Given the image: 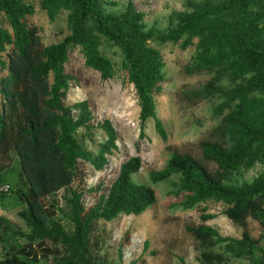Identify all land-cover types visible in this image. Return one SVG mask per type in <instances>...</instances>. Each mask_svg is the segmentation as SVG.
<instances>
[{"label":"trees","instance_id":"obj_1","mask_svg":"<svg viewBox=\"0 0 264 264\" xmlns=\"http://www.w3.org/2000/svg\"><path fill=\"white\" fill-rule=\"evenodd\" d=\"M116 5L39 0L49 20L66 14L67 34L45 45L28 23L35 6L0 0V185H9L0 193V207L13 198L26 227L18 230L0 216V264H108L97 255L100 223L138 216L156 203L153 188L132 179L142 167L137 156L120 165L97 203H83L84 170L104 169L118 150L117 135L108 120L91 125L86 101L65 103L73 81L65 72L69 53L78 48L85 66L106 81L117 66L106 53L115 50L118 69L135 92L140 129L153 120L166 141L155 102L165 65L152 43L194 49L183 72L208 80L183 89L181 102L211 104L219 122L216 137L200 143V158L171 152L162 170L149 173L150 182L175 177L173 192L183 210L219 203L220 214L242 230L240 238L223 236L206 224L216 218L208 214L200 225L187 226L199 264H264V0H185L183 10L169 15L165 31L147 28L131 1L122 10L110 9ZM95 128L104 132L102 141L95 140ZM256 166L262 172L241 179ZM62 190L63 207L54 200L43 203ZM252 226L259 227L258 235Z\"/></svg>","mask_w":264,"mask_h":264},{"label":"rangeland","instance_id":"obj_2","mask_svg":"<svg viewBox=\"0 0 264 264\" xmlns=\"http://www.w3.org/2000/svg\"><path fill=\"white\" fill-rule=\"evenodd\" d=\"M27 1L35 6V14L28 17L29 26L36 28L42 43L50 45L61 41L67 34L66 14L62 13L51 21L40 10L39 0ZM106 1L117 3L110 8L114 11L122 10L127 1H131L136 10L143 13L147 28L157 31H165L169 15L173 11L183 10L185 6V0ZM152 45L160 50L165 65V79L160 84L161 92L155 96V102L157 117L166 132V141L160 138L153 120L148 121L143 130L140 129L135 92L132 85L126 82L123 72L118 69L120 56L115 50H107L106 53L117 64L114 78L106 81L100 78L99 73L85 66L78 48L69 53L65 72L73 81L66 96V105L86 101L93 117L91 125L97 127L99 123L108 120L117 135L118 150L108 158L104 169L98 172L90 166L85 168L86 176L81 184L85 192L83 203L87 207L97 203L117 178L120 165L132 157H139L142 167L132 179L137 183L150 185L157 201L138 216L120 215L108 224L100 223L103 232L99 236L97 255L108 264H199L193 239L185 230L187 226L200 225L202 215L208 214L216 218L206 224L223 236L240 238L242 230L220 214L222 205L219 203L207 202L199 208L183 210L180 206L181 196H175L173 192L176 178L152 184L149 173L162 170L171 152L200 158V143L212 141L216 137L213 130L219 121L212 117L211 104L201 102L187 106L181 102L183 89L204 84L208 80L205 75L187 76L183 72L194 49L181 50L170 43ZM81 133L79 131L77 134L79 139ZM92 133L96 141L103 140L104 132L101 129L95 128ZM85 144L90 148L88 140ZM208 166L212 168L211 164ZM262 170L260 166H256L241 179L252 180ZM63 195L62 190L54 198H45L43 203L48 205L54 200L63 207ZM12 199L8 198L6 203L4 200L0 216L5 217L18 230L26 231L24 222L18 216L22 207L14 204ZM252 233L258 235L259 227L252 226ZM18 241L23 242L21 239ZM229 264L248 262L234 260Z\"/></svg>","mask_w":264,"mask_h":264},{"label":"built area","instance_id":"obj_3","mask_svg":"<svg viewBox=\"0 0 264 264\" xmlns=\"http://www.w3.org/2000/svg\"><path fill=\"white\" fill-rule=\"evenodd\" d=\"M9 190V185H0V193H6Z\"/></svg>","mask_w":264,"mask_h":264},{"label":"clouds","instance_id":"obj_4","mask_svg":"<svg viewBox=\"0 0 264 264\" xmlns=\"http://www.w3.org/2000/svg\"><path fill=\"white\" fill-rule=\"evenodd\" d=\"M4 185H7V184H4Z\"/></svg>","mask_w":264,"mask_h":264}]
</instances>
